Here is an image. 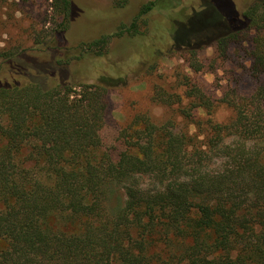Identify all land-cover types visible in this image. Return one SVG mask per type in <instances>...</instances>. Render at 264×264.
Returning a JSON list of instances; mask_svg holds the SVG:
<instances>
[{
    "label": "trees",
    "instance_id": "trees-1",
    "mask_svg": "<svg viewBox=\"0 0 264 264\" xmlns=\"http://www.w3.org/2000/svg\"><path fill=\"white\" fill-rule=\"evenodd\" d=\"M28 1L0 0V16ZM233 1L202 0L174 22L171 47L199 72L204 48L223 59L247 43L253 89L218 96L190 77L181 93L159 87L154 100L180 120L135 115L117 152L101 131L120 78L77 81L69 66L181 0H149L129 25L65 44L56 37L71 31L72 2L51 0L61 19L35 42L55 37L51 59L0 48V264H264V0H249L232 28Z\"/></svg>",
    "mask_w": 264,
    "mask_h": 264
},
{
    "label": "rangeland",
    "instance_id": "rangeland-1",
    "mask_svg": "<svg viewBox=\"0 0 264 264\" xmlns=\"http://www.w3.org/2000/svg\"><path fill=\"white\" fill-rule=\"evenodd\" d=\"M147 1L71 0V31L69 35L58 34L56 41L75 43L80 39L90 40L101 34L113 33L119 25H129ZM233 2L235 15L230 20L232 28L244 25L242 12L249 0ZM201 9L202 0H181L175 8L154 9L145 17V23H139L141 34L113 36L103 56L86 58L69 66L70 77L77 81L93 82L100 76L120 78L119 84L107 93L105 125L101 131L105 149L112 152H117L116 147L124 149L122 133L135 115L147 114L154 123L180 120L174 107L154 100L159 87L181 93L184 77H190L207 92L214 90L218 96L222 91L248 93L253 89L250 61L243 50L247 43L240 47L231 44L227 57L223 59L217 56L214 46L204 48L199 54L204 68L199 72L189 68L182 52L172 49L170 33L174 22L185 20ZM60 19L52 11L51 0H29L13 6L8 17L0 16V48L19 46L27 50L28 57L33 56L39 61L51 59L52 50L45 46L54 44L52 40L55 37L46 38L40 45L35 42ZM3 61L0 57V81L8 78V68ZM213 68H216L214 73L210 72ZM229 114V110L221 107L217 118L224 120Z\"/></svg>",
    "mask_w": 264,
    "mask_h": 264
}]
</instances>
